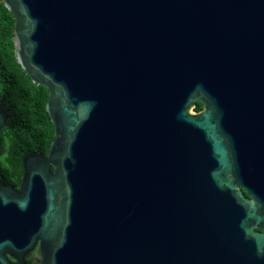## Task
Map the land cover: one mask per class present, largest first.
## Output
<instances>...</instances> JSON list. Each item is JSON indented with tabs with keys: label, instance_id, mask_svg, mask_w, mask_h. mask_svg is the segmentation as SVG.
Listing matches in <instances>:
<instances>
[{
	"label": "water",
	"instance_id": "obj_1",
	"mask_svg": "<svg viewBox=\"0 0 264 264\" xmlns=\"http://www.w3.org/2000/svg\"><path fill=\"white\" fill-rule=\"evenodd\" d=\"M2 1L55 138L0 264H264V0Z\"/></svg>",
	"mask_w": 264,
	"mask_h": 264
},
{
	"label": "trees",
	"instance_id": "obj_2",
	"mask_svg": "<svg viewBox=\"0 0 264 264\" xmlns=\"http://www.w3.org/2000/svg\"><path fill=\"white\" fill-rule=\"evenodd\" d=\"M14 22V14L0 0V107L10 113L8 123L0 128V181L19 189L23 157L30 152L47 155L55 131L46 109L49 89L33 82L15 58ZM201 106L198 102L196 108Z\"/></svg>",
	"mask_w": 264,
	"mask_h": 264
},
{
	"label": "flooded vegetation",
	"instance_id": "obj_3",
	"mask_svg": "<svg viewBox=\"0 0 264 264\" xmlns=\"http://www.w3.org/2000/svg\"><path fill=\"white\" fill-rule=\"evenodd\" d=\"M198 102H201L202 106H203V103L202 101H197V104ZM201 106V108H202ZM197 107V106H196ZM200 108V109H201ZM196 110H200V109H197L195 108ZM246 189L243 188V191H245ZM245 193V192H244ZM248 195H249V192H248ZM40 258V255H39V249L38 247H35V249H33V251H31L28 255H27V261H28V264H30V262H32L33 264H36L38 259ZM10 259L13 261V262H17V260L13 257H10Z\"/></svg>",
	"mask_w": 264,
	"mask_h": 264
}]
</instances>
